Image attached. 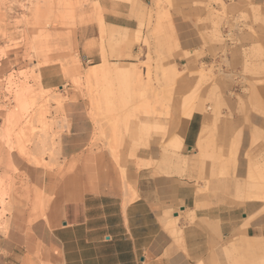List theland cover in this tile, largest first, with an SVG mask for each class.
<instances>
[{
	"label": "rangeland",
	"instance_id": "rangeland-1",
	"mask_svg": "<svg viewBox=\"0 0 264 264\" xmlns=\"http://www.w3.org/2000/svg\"><path fill=\"white\" fill-rule=\"evenodd\" d=\"M111 1L140 4L141 10L134 16L138 20L141 14V22L131 26V35H110L104 20L109 11L99 0H0V142L6 146L9 159L10 153H16L30 164L53 173L58 181L67 173H74L75 165L64 171L58 140L69 126L64 118V105L78 99L88 103L96 126L93 145L99 149L91 150L90 155L111 160L123 180L126 176L121 167L127 166L129 154H137L134 159L137 163L133 166L141 169L147 161L139 156L150 146L146 142L148 135L152 132L151 144L165 137L166 131L157 130L155 122L160 120L170 127L172 116L197 101L209 85L217 84L220 91L226 90V98L243 97L245 105L240 106L246 114L264 106L248 101L253 95L251 90L259 92L260 85L264 84V79L258 78L264 67L260 70L252 68L251 64L238 63L242 56L238 54L234 32L239 21H229L227 11V3L233 0H210L223 9L209 12L213 28L211 44L219 45L213 53H206L205 49L180 52L173 18L180 13L179 4L189 0H145L142 4L131 0ZM104 60L115 73L119 69L132 70L128 82L113 80L106 72L103 75L99 71L92 76L91 67L103 64ZM46 67L55 68L52 72L55 87L51 89L41 85V71ZM186 71L182 80L173 81V74ZM215 101L212 99L205 104L212 109ZM223 104L218 110L225 117L229 112ZM208 115L212 116L211 110ZM193 118L202 127L204 115L198 112ZM169 136L164 142L170 141ZM248 142L251 143L250 137ZM260 143L264 144L263 138L257 140L255 146ZM239 146L234 143L232 151L224 152L226 156L218 150H209L210 154L218 152V155L210 157L205 166L199 160L194 165L193 160L198 157L195 147L186 152L191 156L187 157L186 165H178L177 160L172 166L176 155L182 160L187 158L181 156L182 150L164 147L158 170L188 177L184 170L191 160L193 163L189 166H193L194 175L189 174V178L200 200L196 209L244 210L250 222L257 220L258 223L264 221V152L253 156L252 160L250 152L245 156L240 154ZM166 159L170 164L164 163ZM224 163L227 166H223ZM11 168L6 164L5 175L0 179V232L8 229L15 209L30 211V224L46 218L55 209L53 197H45L39 190L33 196L24 176L12 164ZM243 168H247L249 175L253 173L249 176L244 172L245 182H232L224 189L220 186L217 175L232 171L229 176L239 179ZM250 183L259 187L257 194L261 201L252 202V194L245 196L238 191L239 187ZM246 189H250L249 186ZM232 241L230 239L229 247L224 249L225 256L227 251L232 254L225 264H242L244 258H256L246 254L239 244L232 245Z\"/></svg>",
	"mask_w": 264,
	"mask_h": 264
},
{
	"label": "crops",
	"instance_id": "crops-1",
	"mask_svg": "<svg viewBox=\"0 0 264 264\" xmlns=\"http://www.w3.org/2000/svg\"><path fill=\"white\" fill-rule=\"evenodd\" d=\"M99 2L105 3L104 7L109 11L104 20L112 36L118 33L131 35V26L141 22V14L138 20L134 16L141 10L140 4L133 6L132 3L111 0ZM179 8L180 13L173 18V27L180 52L194 53L205 49L206 53H213L218 50L219 45L211 44L213 28L209 12L218 8L222 12V7L210 0H189L187 3L182 1ZM227 11L229 21H239L234 32L238 54L242 56L238 63L251 64L252 68L262 70L264 0H233L227 3ZM91 68L94 69L92 76L100 71L103 75L106 72L113 76L112 79L119 73L127 72L130 76L132 72L119 69L115 73L107 67L106 60ZM54 70L53 67L42 69V86L55 87L52 78ZM258 78L264 79V71L260 72ZM172 79L180 80L174 75ZM260 86L259 92L251 90L250 103L264 105V84ZM219 91L220 87L212 84L199 95L180 144L172 143L170 133L175 132L174 122L178 112L172 116L170 127L157 120L154 124L157 130L166 131L165 137L169 134L170 141L164 142L163 137L162 141L158 139L151 144V132L146 141L150 146L145 147L148 149L139 156L147 162L137 169L133 166L137 163L134 161L137 154H129L127 166L121 167V172L126 176L124 180L111 160L90 155L91 150H98L99 147L93 145L96 126L88 103L83 99L70 101L63 108L69 126L60 133L58 140L61 164L64 171L74 165L76 170L59 181L53 173L30 164L16 153H10L9 159L6 146L0 142V179L5 175L6 164L10 168L12 164L24 176L33 196L39 190L45 197L55 199L54 211L31 224L30 211L14 210L8 229L0 232V264H225L232 257L229 251L227 257L224 255L230 239H233L232 245L239 244L246 254L256 256L255 259L244 258L242 264H264V221L250 222L244 210L234 208L196 209V203L199 204L200 200H197L196 189L189 178V174L194 175L193 166H189L191 163L195 165L199 160L205 166L209 158L218 155V152L226 156L224 152L231 150L232 141L240 145L238 151L242 156L250 152L252 160L253 156L264 152V144L255 146L257 140L263 138L264 141V106L246 114L240 106L245 105L243 97L237 100L226 98L224 89L216 96ZM212 99L216 100V105L210 109L205 103ZM222 103L229 112L225 117L218 110ZM210 110L212 116L208 115ZM198 112L205 117L202 127L193 118ZM201 141L202 150L198 148ZM164 147L182 150L181 156L185 158L191 157L186 152L195 147L198 157L193 162L190 160L188 169L184 170L188 177L174 171L161 173L158 170ZM209 150L218 152L210 154ZM176 158L172 166L177 160L178 165H186L189 160L180 159V155H176ZM163 161L166 165L170 164L169 159ZM209 166L213 171L214 166ZM223 166L227 165L224 163ZM254 168L255 165L253 173L256 172ZM246 170L244 172L249 175ZM244 172H239V179L217 175L218 183L224 189L232 182H245ZM247 185L250 189H246L245 184L238 191L245 196L252 194V202L261 201L257 194L259 187L254 183Z\"/></svg>",
	"mask_w": 264,
	"mask_h": 264
},
{
	"label": "bare ground",
	"instance_id": "bare-ground-1",
	"mask_svg": "<svg viewBox=\"0 0 264 264\" xmlns=\"http://www.w3.org/2000/svg\"><path fill=\"white\" fill-rule=\"evenodd\" d=\"M96 74L97 73H94L93 76H95ZM185 74H187V71H186V73H181L180 75H178L177 73H175L173 75L176 78H179L180 80H182L184 78L183 75H185ZM114 79L116 81L124 83L126 80H128V73L127 72L126 73H124V72L123 73H119L118 75H116V78H113V80ZM193 104H194V102L188 108H186L185 110H180L178 112V115L176 114L177 115V119H175V122H174L175 132L174 133L170 132L172 134V143L173 144H180L181 141L184 139L186 128H187V126L189 124L190 118H191L192 113H193ZM202 141H203V139H202ZM202 141L200 142L199 147H198V148H200V150H202V146H203V144H201ZM234 143L235 142L232 141L231 146L234 145ZM231 154H235V153H231ZM252 166H253V164H252ZM244 170H246V169H244ZM241 171L244 172L243 170H241ZM223 174L232 175V171H228V173L224 172L221 175H223ZM246 187H248L247 184H246Z\"/></svg>",
	"mask_w": 264,
	"mask_h": 264
}]
</instances>
